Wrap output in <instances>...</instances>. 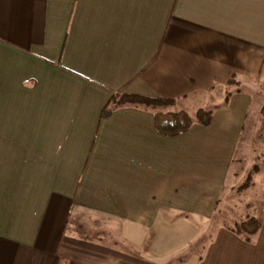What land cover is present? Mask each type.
Here are the masks:
<instances>
[{
    "label": "crops",
    "instance_id": "0c3cea01",
    "mask_svg": "<svg viewBox=\"0 0 264 264\" xmlns=\"http://www.w3.org/2000/svg\"><path fill=\"white\" fill-rule=\"evenodd\" d=\"M259 91L264 0H0V264H264L256 180L258 230L219 219ZM118 94L172 101L102 116ZM190 105L211 106L200 138L214 126L228 140L215 132L219 164L197 182L175 167L182 133L154 124Z\"/></svg>",
    "mask_w": 264,
    "mask_h": 264
},
{
    "label": "rangeland",
    "instance_id": "374dc122",
    "mask_svg": "<svg viewBox=\"0 0 264 264\" xmlns=\"http://www.w3.org/2000/svg\"><path fill=\"white\" fill-rule=\"evenodd\" d=\"M263 95L261 91L255 94L256 97L252 104V109H249L244 128L240 132L236 150L228 163L227 185L225 186L226 190L223 192L225 199L221 201V205L219 206L223 210V213L219 219L234 229L243 220L255 219L254 217L248 218L246 215L249 207L246 209L245 204L248 201L245 197L250 195L253 190V188L247 187L252 181L256 180L255 184H258L255 187L258 188L257 195L262 194L264 189V112L262 108L259 112L257 111V104L259 103L257 99H262ZM183 107L189 110L192 124L188 131L182 132L175 139L177 144H175L174 148V163L175 167H178L179 175L183 177V180L190 179V182H197L196 173H198L199 167L202 168L204 166L203 169L205 170L212 167L213 164L215 165V163L219 164L217 155L212 151L214 148L213 144L218 145L217 139L213 138L215 132H217L215 137L218 138L219 145L227 146L228 140L219 132L221 127L216 131L214 126L213 129L209 127L203 128L204 130L202 131L205 132V135L200 138L198 130L201 131V124L196 119V109L202 107L204 110L209 111L211 106L190 105ZM250 116L256 117L254 120L249 121ZM217 123L218 121L214 122L215 126H217ZM198 190L205 191V193H217L215 189L208 192L209 184L203 181H200ZM182 226L186 230V225L182 224ZM177 236L178 234L174 233L173 239H168V243L172 242V244L177 246Z\"/></svg>",
    "mask_w": 264,
    "mask_h": 264
},
{
    "label": "trees",
    "instance_id": "16d2710c",
    "mask_svg": "<svg viewBox=\"0 0 264 264\" xmlns=\"http://www.w3.org/2000/svg\"><path fill=\"white\" fill-rule=\"evenodd\" d=\"M117 99H116V98ZM172 100L161 99V98H150L135 94H118L117 96L111 97L107 105L104 107L101 115H107L114 106L124 104L142 105L146 107L158 108L163 105H168ZM264 112V105L262 106ZM196 119L201 125L209 124L211 120V112L199 109L196 112ZM154 124L157 130L164 135H177L184 131H187L191 124V117L186 112L175 111V112H156L154 115ZM259 224L255 219L243 220L235 227L236 233H250L253 234L258 230ZM56 264H82L75 261H64L60 258L57 259Z\"/></svg>",
    "mask_w": 264,
    "mask_h": 264
}]
</instances>
